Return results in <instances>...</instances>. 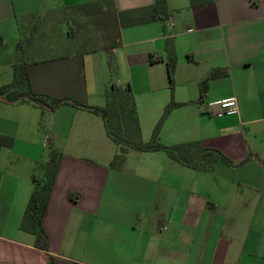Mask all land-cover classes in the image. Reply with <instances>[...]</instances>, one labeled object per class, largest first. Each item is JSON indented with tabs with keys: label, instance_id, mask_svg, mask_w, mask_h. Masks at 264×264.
I'll return each instance as SVG.
<instances>
[{
	"label": "crops",
	"instance_id": "0c3cea01",
	"mask_svg": "<svg viewBox=\"0 0 264 264\" xmlns=\"http://www.w3.org/2000/svg\"><path fill=\"white\" fill-rule=\"evenodd\" d=\"M154 1L0 0V86L24 62L33 92L104 106V69L118 48L138 81L133 96L144 142L172 99L179 105L159 142L199 140L237 165L219 160L211 170L194 169L161 150L131 148L121 156L101 116L87 109L63 103L51 111L0 97V133L13 138L0 147V264H49L47 253L69 264H264V0H165L164 22L120 25L119 14L127 19ZM77 11L97 28L78 29L84 52L25 49L48 30L61 35L58 21L75 36ZM167 47L176 54L172 93ZM214 68L225 73L210 78L200 98L199 83ZM229 96L236 113L210 104ZM41 119L61 152L42 217L47 252L21 228L32 177L50 145Z\"/></svg>",
	"mask_w": 264,
	"mask_h": 264
},
{
	"label": "trees",
	"instance_id": "16d2710c",
	"mask_svg": "<svg viewBox=\"0 0 264 264\" xmlns=\"http://www.w3.org/2000/svg\"><path fill=\"white\" fill-rule=\"evenodd\" d=\"M211 0H190V5L208 3ZM86 6H79L81 11ZM129 18L123 19L119 14L120 25H132L152 20L164 22L167 17L166 1L155 0L150 6L128 12ZM164 59L169 89L173 91V73L176 64V54L173 47L166 48ZM162 59V60H163ZM225 73L219 68L212 69L210 75L199 83V97H203L207 90L208 80ZM0 97L3 100L13 102L16 100L31 101L47 109L54 111L63 103L71 104L75 107L87 109L94 114L101 116L105 130L111 140L117 145L118 154L124 155L129 149L141 151H164L168 157L194 169H213L219 160L229 165H237L226 157L221 151L215 148H206L199 140L180 142L173 145H164L158 140L159 130L170 111L179 105L174 100H170L164 107L162 115L154 125L151 137L144 142L141 137V128L137 116L135 100L130 86L116 87L106 92V103L104 106H90L77 102L71 98H54L45 94L33 92L29 86L27 66L24 62L13 65V78L10 83L0 86ZM13 138L0 133V147H11ZM61 152L53 149L48 154L47 159L40 166V170L32 177L33 190L30 194L25 212L21 220V228L31 232L35 236L34 246L45 252L48 251V237L42 226L49 193L56 174L58 161ZM256 157L249 154L246 159ZM49 264H69V261L47 253Z\"/></svg>",
	"mask_w": 264,
	"mask_h": 264
},
{
	"label": "rangeland",
	"instance_id": "374dc122",
	"mask_svg": "<svg viewBox=\"0 0 264 264\" xmlns=\"http://www.w3.org/2000/svg\"><path fill=\"white\" fill-rule=\"evenodd\" d=\"M75 19L73 21H70V27L72 30H74V35L70 36L68 34V31L70 30L69 26H66L65 21H58V27L60 26V30H62L61 35L58 33V29H56V33L51 34L47 31V37H43V34L40 37H36L37 42H31L27 41L24 42L25 49L28 51L29 48L34 46L38 48L40 46L39 51H35L36 53L39 52V54L46 55V56H54L59 54H65L70 52H84L86 49V45L83 43H80V34L79 30L81 28L90 29V32H96V26L92 23V20L89 16H86L81 11H77L75 13ZM75 21V22H74ZM88 22V23H86ZM57 23V21H56ZM20 27L22 31H29V28H27L26 22L20 19L19 21ZM34 27H30V33L33 32V35L36 34V29H33ZM44 31V26L40 27L39 30ZM37 36V35H36ZM24 39V38H23ZM117 47V46H114ZM118 48H115L112 53H108L107 57V65L106 69H104V79L107 83V89L110 91L114 85H117L116 87H126L130 86L132 93H135L139 87L138 81L134 74H130L128 68L125 65V61L121 56L120 51H117ZM42 52V53H41ZM31 53V52H29ZM38 54V55H39ZM11 81V78H9ZM111 81V83H110ZM106 99L103 102V105H105ZM41 128H43V141L50 142L49 147L45 148V160L48 157V154L51 150L57 149L56 143L50 136H46L45 134H50L49 124L47 123V120L41 119Z\"/></svg>",
	"mask_w": 264,
	"mask_h": 264
},
{
	"label": "built area",
	"instance_id": "2783aa9c",
	"mask_svg": "<svg viewBox=\"0 0 264 264\" xmlns=\"http://www.w3.org/2000/svg\"><path fill=\"white\" fill-rule=\"evenodd\" d=\"M210 104H218L226 114L237 112V101L234 96L225 97Z\"/></svg>",
	"mask_w": 264,
	"mask_h": 264
}]
</instances>
